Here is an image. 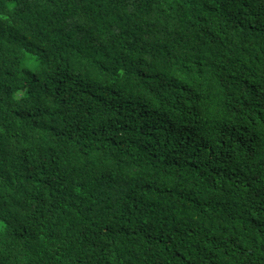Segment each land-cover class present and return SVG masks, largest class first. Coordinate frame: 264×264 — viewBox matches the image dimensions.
<instances>
[{
	"label": "trees",
	"instance_id": "obj_1",
	"mask_svg": "<svg viewBox=\"0 0 264 264\" xmlns=\"http://www.w3.org/2000/svg\"><path fill=\"white\" fill-rule=\"evenodd\" d=\"M0 264H264V0H0Z\"/></svg>",
	"mask_w": 264,
	"mask_h": 264
}]
</instances>
